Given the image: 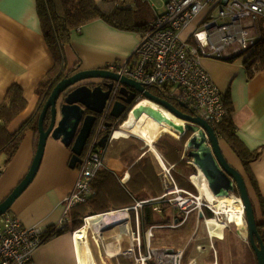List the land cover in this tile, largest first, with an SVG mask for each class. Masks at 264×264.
<instances>
[{
    "label": "crops",
    "instance_id": "0c3cea01",
    "mask_svg": "<svg viewBox=\"0 0 264 264\" xmlns=\"http://www.w3.org/2000/svg\"><path fill=\"white\" fill-rule=\"evenodd\" d=\"M134 3H136L135 0H123V2H119V6L133 8ZM148 5L150 6L149 3ZM150 9L152 16L153 14L155 16L151 6ZM263 23L264 18L258 23L260 37H262L261 25ZM191 30L192 28L185 31L184 36L186 37ZM140 41L141 35L138 32L116 28L103 19H96L72 34L71 42L65 48L68 73L77 66H79L77 71L79 72L105 69L114 63L128 61ZM249 54L250 52L233 53L226 60L206 59L203 61V67L224 97H228L232 101V119L236 127L237 136L250 150H256L260 153L258 159L251 164V172L260 192V196H258L251 185L241 160L225 141L220 140L222 150H224L223 153L228 162L246 180L253 201L256 219L263 222L264 69L251 77L245 65ZM54 65L55 62L43 35L38 17L37 1L0 0V106L5 102L8 91L12 86H17L21 89L27 102L25 110L9 126V130L12 133L16 132L37 110L39 102L37 90ZM149 91L157 96L155 90ZM110 110L112 111V109H109L108 112L106 111L101 119L106 114L110 113L111 115ZM98 126L99 121L83 151L81 162L91 148ZM108 142L104 147H100L98 144V147L105 154V167L98 173L96 178L104 169L108 170L119 181L121 188L117 187L114 190L117 192V196L124 199L125 202L122 203L120 199H117L119 202L116 206H111L105 211L86 216L84 218L85 223H87L85 228L86 236L85 239L78 242L75 233L80 230H73V225L71 224V211L73 208L66 214L64 201L74 190L80 177V169L78 167L81 163H78V167L72 169L70 167L73 157L71 148L66 147L61 140H55L52 137L48 139L37 176L26 191L16 200L9 213L16 217L25 227H39L44 232L50 227H55L58 231H62L66 224L67 227L57 236L43 243L35 252L32 264H141L138 263L137 259L141 255L147 254L148 250H151L152 253H163L165 250L171 249L173 252L183 251L184 254L187 253L189 247L152 246L155 229H184L193 215L192 213L186 218L182 210L176 209L170 204L159 202L158 199H160L162 194L161 163L159 161L161 158L153 157V151L151 152V149L148 148V152L141 154L130 166L129 163L136 156V152L132 155L126 154L131 146L123 150L119 146L112 147L110 144L113 140L109 144ZM38 143L39 134L28 130L18 152L13 158L8 161L6 155L4 158L3 156L0 157L2 159L0 160L2 171L0 175V203L14 191L29 173L38 150ZM146 156H150L156 170L158 180L156 184H153V186H157L154 191L156 194H150L146 199L132 197L128 200L123 198L126 191L125 188L133 177L132 167ZM181 161H183L182 155ZM189 163L193 164L192 161H189ZM168 164L173 166V171L176 166L178 167L177 163L171 161H168ZM179 178L181 177L177 176L175 183L178 188L184 189ZM152 189L154 190V187ZM147 200L155 202L150 208H153L154 220L158 223L145 227L143 222L144 210H134L133 207L137 203ZM81 205L83 206L84 204ZM128 209V214L126 213V217L118 221L119 223L102 228L100 231H98L99 228H96L94 224L88 221L90 217L108 215ZM134 211L140 213L141 220L138 213L136 218L133 217ZM194 213H196V229L187 245L194 241L198 255H207L208 253L210 255L205 258H201L198 255L193 256L190 261H187V264L192 262L193 264H215V259L219 256V253L212 238L215 237L217 243L225 241L229 231L224 232L223 230H226L229 226L220 229L223 236V239H220L210 230L209 219L206 217L205 221H203L201 219L202 215H199L198 211ZM162 214L167 216L157 219V216ZM202 223L207 227L211 237L209 240L203 239V236L199 233L200 224ZM150 229L153 232L152 239H149L147 234ZM138 230L141 233V240L143 239L144 241V246L141 249L136 243H133L132 237V233H137ZM93 235L96 236V239L93 238ZM238 236L240 237V233H238ZM133 246L135 247V253L131 252ZM212 253H217V255L213 256ZM161 257V264L175 263L173 258ZM153 261L155 264H160L156 256H153L149 262ZM149 262L145 264H149ZM180 264H182V261H180Z\"/></svg>",
    "mask_w": 264,
    "mask_h": 264
},
{
    "label": "built area",
    "instance_id": "2783aa9c",
    "mask_svg": "<svg viewBox=\"0 0 264 264\" xmlns=\"http://www.w3.org/2000/svg\"><path fill=\"white\" fill-rule=\"evenodd\" d=\"M145 1L153 9L155 20L141 34V41L132 57L121 65L110 66L111 70L140 83L146 90L158 89L168 98L185 103L216 128L227 117L225 97L204 69L203 61L226 60L233 53L252 50L261 38L258 23L264 18V0ZM156 2L162 4V9L156 6ZM195 22H199L195 31L184 38L185 31ZM102 128H107L106 123L98 126L91 148L78 167L80 177L64 201L66 214L88 202L93 194L92 182L105 167L104 151L98 147ZM161 167L167 191L159 199L161 203L182 210L186 218L194 211L203 214L204 207L216 214L206 201L202 202L200 197L177 187L172 175L173 166L164 162ZM1 172L0 167V175ZM168 195H175V198H168ZM151 201L137 203L133 209H141ZM117 223L115 221L108 226ZM147 234L152 239V229ZM132 237L133 243L141 249L140 230L132 233ZM43 239L44 231L39 227H25L10 213L5 214L0 218V264H32L35 252L44 243ZM131 250L135 253L134 246ZM168 250L163 253L148 250L137 261L145 264L156 256L161 264V255L173 258L174 264H180L183 251L169 255Z\"/></svg>",
    "mask_w": 264,
    "mask_h": 264
},
{
    "label": "trees",
    "instance_id": "16d2710c",
    "mask_svg": "<svg viewBox=\"0 0 264 264\" xmlns=\"http://www.w3.org/2000/svg\"><path fill=\"white\" fill-rule=\"evenodd\" d=\"M36 1L42 32L55 65L39 85L37 90L39 98L37 110L16 132L12 133L9 130V126L27 107V102L23 97L21 89L17 86H12L8 91L5 102L0 106V155H6L8 161L18 152L25 133L28 130H32L39 134V118L55 86L64 78L71 76L79 70V66H77L68 73L67 56L65 52V48L70 44L74 32H77L78 29L83 28L96 19H103L116 28L138 32L141 35L149 28L152 21L155 20L154 14L153 16L151 14L148 2L144 0H135L136 3H134L133 8L120 7L119 2L116 4L107 2V9L104 4L98 3L96 0ZM112 5L113 7L110 8ZM261 32L262 37L256 47H254L253 50L247 51L250 52V54L245 61V65L251 77L264 69V23L261 25ZM155 91L154 92L159 98L169 101L180 110H185L181 102L168 98L161 90L156 89ZM225 107L227 110V117L215 128V132L219 139L225 141L241 160L254 191L260 196L257 182L251 172V164L258 159L260 153L256 150H250L237 136L236 127L232 119L233 104L228 97H225ZM190 113L195 115L193 111H190ZM125 120L126 119H123L121 122ZM49 124L50 115L46 118L45 127L48 128ZM190 136L191 133L189 134V138ZM187 139L188 138H185V141ZM158 147L171 162L177 163L181 169L185 170L186 167L190 168L188 164L181 161L180 151L175 145L167 141H162ZM134 152H136V156L129 163L130 166L144 153L140 152L136 146L132 145L126 154L132 155ZM195 173L196 170L194 171V174ZM132 174L133 177L131 182L125 188L126 191L124 192L121 189V191L124 192V195L122 194L123 198H127L128 200L132 197L146 199L150 194H156L154 191L157 186H153V184H156L158 179L150 156H146L144 159L135 163L132 167ZM179 180L183 187L190 188V190L196 192L194 186L188 181L189 179L185 180L179 178ZM92 187L93 194L86 205H78L71 211V224L73 225V230L77 229V226H79L83 219L89 216V214L105 211L111 206H116L119 202L117 199H120L122 203L125 202L124 199L117 196V192L114 190L117 187L121 188L119 181L106 169L99 174L98 178L93 182ZM152 187H154V190ZM237 194L239 196V193ZM150 206L152 205L144 209L143 222L145 227L158 223L154 220L153 208H150ZM205 211L207 212V215L206 212H204L206 217H213L207 209H205ZM66 227L67 224L63 230H65ZM257 227L264 243V221L262 222L257 219ZM62 231H58L55 227H50L44 232V243L57 236ZM227 237H229L228 234L226 235V238ZM230 243L232 244L231 257H234L235 264H239L241 260H245L246 262L252 261V256L257 259L251 246H248L238 237H230ZM244 257L248 258L245 259ZM149 264L155 263L151 262Z\"/></svg>",
    "mask_w": 264,
    "mask_h": 264
},
{
    "label": "water",
    "instance_id": "95a60500",
    "mask_svg": "<svg viewBox=\"0 0 264 264\" xmlns=\"http://www.w3.org/2000/svg\"><path fill=\"white\" fill-rule=\"evenodd\" d=\"M97 79L105 83V86L92 87L85 83L87 81L93 82V80ZM115 86L121 87L122 96L114 104L111 111V117L115 120L122 121L126 119V122L131 114L136 119H139L145 113L152 118L163 119L164 117L158 111L154 112L151 108L144 107L139 109L134 107L139 103L141 104L144 99H147L157 104L161 109L167 110L176 118L200 126L205 131L207 140L194 128L174 125V122L169 121L181 133L182 137L188 133L192 134L187 143L189 157L193 160V164L201 169L213 194L216 197H229L235 192L239 193L244 205L248 226V242L256 255L258 264H264V243L258 231L255 209L246 180L227 161L215 129L201 117L194 116L191 113L190 115L186 114L169 101L153 95L140 83L107 69L79 71L64 78L55 86L39 118L38 150L31 169L14 191L0 203V218L9 213L16 200L26 191L37 176L50 137L55 140H61L66 147L71 148L73 157L70 167L72 169H75L77 164L81 163L83 151L95 126L106 111L108 112L111 109L110 100ZM128 89L135 91V96L139 95V99L142 101L134 102L133 99L129 100ZM182 107L187 108L188 106L182 103ZM48 115H50V124L46 128L45 121ZM112 126L111 124H106L107 128L112 129ZM108 141L109 136L107 135L102 138L99 146L104 147ZM168 254H173V250L169 249Z\"/></svg>",
    "mask_w": 264,
    "mask_h": 264
},
{
    "label": "rangeland",
    "instance_id": "374dc122",
    "mask_svg": "<svg viewBox=\"0 0 264 264\" xmlns=\"http://www.w3.org/2000/svg\"><path fill=\"white\" fill-rule=\"evenodd\" d=\"M98 3H102L105 5L106 9L108 7V3H112V4H116L117 2H123V0H96ZM156 1V0H155ZM156 6H159L161 9H162V4H160L159 2H156ZM113 7L110 6V8ZM109 8V9H110ZM153 12V10H152ZM184 36V35H183ZM187 36V35H186ZM259 42V40L257 41V43ZM257 45V44H256ZM256 47V46H255ZM253 50V49H252ZM250 51V50H249ZM247 52V51H245ZM239 53H244V52H239ZM206 60V59H205ZM123 63V62H122ZM122 63H114L112 66H115V65H121ZM111 66V67H112ZM111 67H107L105 69L109 70V71H112L111 70ZM113 72V71H112ZM115 72V71H114ZM117 73V72H115ZM118 74V73H117ZM120 75V74H119ZM125 77V76H124ZM95 83L96 82H100L101 80H93ZM91 82V81H90ZM144 100H147V99H144ZM143 100V101H144ZM142 101V102H143ZM140 104V103H139ZM182 104V103H181ZM151 105V104H150ZM158 106V105H157ZM188 106V105H187ZM159 107V106H158ZM113 108V106H111V109ZM189 108V107H187ZM185 108V109H187ZM190 109V108H189ZM191 110V109H190ZM195 113V112H194ZM194 116H198L197 113H195ZM123 126V125H122ZM122 126L120 128H116L115 131L113 132V135L112 137L110 138V141L111 142L113 140V142H111L110 145H112V147H116V146H119L121 147L123 150L129 148L130 146L134 145L137 147V149L140 151V152H148V148L151 149V147H149V144L147 142H145L143 139H141L140 137L136 136V135H132V134H128L127 137H123L121 138V140H116L115 138V133L120 130L122 128ZM215 129V127H214ZM189 134L188 133L187 135L185 136H181L179 138V140H173L171 139L170 137L168 136H162L160 137L155 143H154V148L156 150L157 153H155L154 151L152 152L153 153V157H155L156 155H159L161 156V158L163 159V161L168 165V161H170L166 156L165 154L160 150V148L158 147V145L162 142V141H167L173 145H175L179 151H180V159H181V155L183 157V163L185 164H188L190 166V168L186 167L185 170L184 169H181L179 166L176 168H174L175 170L172 172V175H173V179L174 181L177 180V176L185 179V180H190V183L194 186V188L196 189V192H193L192 190H190V188H187V187H183L184 189H181V190H184V191H187L188 193L190 192L191 194H193L194 196H197V197H201V193L198 189V187L194 184L192 177L197 175L199 176V170L198 168L194 165V164H190L189 161H193L189 156H188V153H189V150L187 149V143L188 141L190 140V138L192 137V134L189 138ZM217 134V133H216ZM218 136V135H217ZM114 137V138H113ZM113 138V139H112ZM185 138H188L186 141H185ZM112 139V140H111ZM108 142V144H109ZM122 143V144H121ZM107 144V145H108ZM122 150V151H123ZM114 151V150H112ZM224 152V150H223ZM118 153V152H117ZM6 157L5 155H0V157ZM227 159V158H226ZM2 160V159H0ZM152 160V159H151ZM228 161V160H227ZM151 163V162H150ZM230 164V163H229ZM78 167V166H77ZM161 167V166H160ZM196 170V173L194 174V171ZM161 180H162V194H161V197L165 195V193L167 192L166 191V182H165V178H164V175L162 174V167H161ZM188 180V181H189ZM201 181H203V179L201 178L200 179ZM238 192H235L234 195H237ZM183 196H188L186 194H182ZM160 197V199H161ZM168 198H171V199H174L175 198V195H168L167 196ZM159 200V199H158ZM146 202V201H144ZM159 202L161 203V200H159ZM202 202H205L204 199H202ZM153 203H155L153 200L150 202V203H145L143 206H142V210L143 211L146 207H149V205H153ZM133 210V209H131ZM207 210L212 214V218H208L207 219H213V218H216L218 217V215H216L212 210L210 211L209 208H207ZM140 211V212H141ZM194 212H197V211H194ZM193 212V215L192 217L189 219L188 221V224L187 226L184 228V229H178V230H169V229H155L154 230V239L152 241V246L153 247H162V246H175V247H181V248H188L187 250V253L184 254V258L182 256V264H187V261L191 260L193 258V256H196L198 255V252L196 250V245L193 242H191L189 245L188 244V241H190L193 237V234L195 232V229H196V213ZM205 211V207L203 208V214L202 215V218L203 221H205L206 219V216L204 214ZM139 215V219L141 220V217H140V213L138 211H134L133 213V217L136 218V215ZM128 214V212H127ZM199 215H200V212H199ZM206 215H207V212H206ZM167 216V215H165ZM164 214L162 215H158L157 216V219H161L162 217H165ZM132 217V216H131ZM221 219H223L225 222L228 220L227 218V215H221L219 216ZM86 218V217H85ZM182 219V218H181ZM169 224V223H168ZM87 227V223H85V219L84 221L81 222V224L79 226H77V229L81 230V229H84ZM90 228V227H89ZM224 232L225 231H229L227 234L229 235V237H227V239L225 241H223L222 243L219 242L217 243L216 242V238L213 237V242L214 244L216 245V248H217V251L219 253V256H217V258L215 259V264H235V259L234 257L232 258L231 257V243H230V237H233V236H236L238 237L239 239H241L242 241H244L248 246L249 245V236H248V226H247V221H246V216L244 214V224L241 225V226H238L236 223H229V227L226 229V230H223ZM199 233L203 236V239H211V237L209 236V233L207 231V227L204 226V223L200 224V228H199ZM238 233H240V237L238 236ZM199 234V235H200ZM93 238L96 239V236L93 235ZM208 244V243H206ZM144 246V241L142 239V242H141V248H143ZM197 252V253H196ZM213 256H216L217 253H212ZM210 254L208 253L207 255H198L200 256L201 258H205L207 256H209ZM256 257V256H255ZM245 259L248 258V257H244ZM252 261H249V262H246L245 260H241V262L239 264H258V261L257 259H255L253 256L251 257ZM154 262V261H153ZM192 262V261H191ZM201 262V261H200ZM198 262V263H200ZM151 263V262H149ZM155 263V262H154ZM190 264H193L190 263Z\"/></svg>",
    "mask_w": 264,
    "mask_h": 264
},
{
    "label": "bare ground",
    "instance_id": "6f19581e",
    "mask_svg": "<svg viewBox=\"0 0 264 264\" xmlns=\"http://www.w3.org/2000/svg\"><path fill=\"white\" fill-rule=\"evenodd\" d=\"M198 23L195 22L194 24H192V26H190L188 30H190L191 28L192 30L186 37L184 36V38H188L195 31ZM144 107L151 108L154 112L158 111L164 118L155 119L152 118L149 114L145 113L141 118L136 119V117L131 114L129 120L125 122L122 128L115 133L116 139L127 137L128 134L136 135L147 142L149 144V147H151V151H154L155 153L157 152L154 148V143L160 137L168 136L173 140H179V138L181 137V133L175 129L174 125L194 128L198 133H201L206 140L208 139L205 131L200 126L176 118L167 110H163L158 107L157 104L149 100H144L143 102H141L138 108L143 109ZM169 121H172L175 124L173 125ZM156 156L159 159L161 158L159 153ZM159 161L161 164H164L162 158ZM192 163L194 162L192 161ZM196 167L198 168L200 174L199 176H193L192 180L201 193L200 198L201 200L204 199L216 211V215H218V217L209 220L208 223L210 225V230L214 233V235H217V237L223 239L220 229L228 227L229 223H236L238 226L244 224V205L241 201V198L234 194H231L229 197H216L210 190L207 180L203 175L201 169L198 166ZM201 178L203 179V181L200 180ZM228 179L233 182L231 178L228 177ZM126 215V211H118L110 213L108 215L90 217L88 221L94 224L96 228H99L98 231H100V229L107 227L108 225H110V223L120 221L123 217H126ZM221 215H227L228 220L225 222L219 217ZM85 236V230H80L76 233L78 242H81L83 239H85ZM159 260H162L161 255L159 256Z\"/></svg>",
    "mask_w": 264,
    "mask_h": 264
},
{
    "label": "flooded vegetation",
    "instance_id": "af4514ba",
    "mask_svg": "<svg viewBox=\"0 0 264 264\" xmlns=\"http://www.w3.org/2000/svg\"><path fill=\"white\" fill-rule=\"evenodd\" d=\"M86 84H89L90 86H92V87H95V86H98V85H102V86H105V83H103L102 81H100V82H90V81H87V82H85ZM103 83V84H102ZM120 89H121V87H119V86H115V88H114V90H113V94H112V96H111V100H110V103H111V106H114V104L117 102V101H119L121 98H122V96H121V92H120ZM128 96H129V100L130 99H133V101L134 102H140V101H142L141 99H139L140 98V96L139 95H137V96H135V91H133V90H131V89H128ZM111 111V110H110ZM190 109L189 108H187V109H185L183 112L184 113H186V114H189L190 115ZM102 122H104V123H108V124H111V125H113L112 127V129L111 128H102L101 129V132L99 133V141L102 139V138H104L105 136H109V140H110V138L112 137V135H113V129H116L117 127L118 128H120L124 123H125V121H123V122H121V120L120 121H118V120H115L114 118H112L111 117V115H110V113L109 114H106V117H105V119H100L99 120V125L102 123ZM127 122V121H126ZM121 123V124H120ZM193 213V212H192ZM191 213V214H192ZM190 214V215H191ZM249 241V240H248Z\"/></svg>",
    "mask_w": 264,
    "mask_h": 264
}]
</instances>
